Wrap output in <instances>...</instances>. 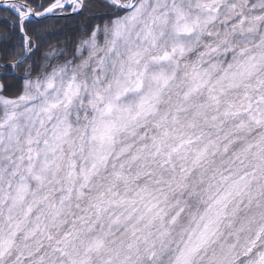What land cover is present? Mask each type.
Instances as JSON below:
<instances>
[{
  "label": "snow or ice",
  "instance_id": "6c2138e0",
  "mask_svg": "<svg viewBox=\"0 0 264 264\" xmlns=\"http://www.w3.org/2000/svg\"><path fill=\"white\" fill-rule=\"evenodd\" d=\"M0 264H264V0H0Z\"/></svg>",
  "mask_w": 264,
  "mask_h": 264
}]
</instances>
